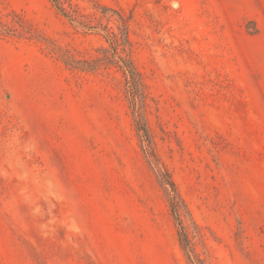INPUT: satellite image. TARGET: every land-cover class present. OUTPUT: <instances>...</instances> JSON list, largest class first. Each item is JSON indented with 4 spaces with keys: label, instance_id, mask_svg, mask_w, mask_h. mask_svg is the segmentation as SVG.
<instances>
[{
    "label": "rangeland",
    "instance_id": "rangeland-1",
    "mask_svg": "<svg viewBox=\"0 0 264 264\" xmlns=\"http://www.w3.org/2000/svg\"><path fill=\"white\" fill-rule=\"evenodd\" d=\"M0 264H264V0H0Z\"/></svg>",
    "mask_w": 264,
    "mask_h": 264
},
{
    "label": "trees",
    "instance_id": "trees-1",
    "mask_svg": "<svg viewBox=\"0 0 264 264\" xmlns=\"http://www.w3.org/2000/svg\"><path fill=\"white\" fill-rule=\"evenodd\" d=\"M128 70H129V71H128L129 73H132V71H131L130 67H129V69H128ZM132 75H133V73H132Z\"/></svg>",
    "mask_w": 264,
    "mask_h": 264
}]
</instances>
